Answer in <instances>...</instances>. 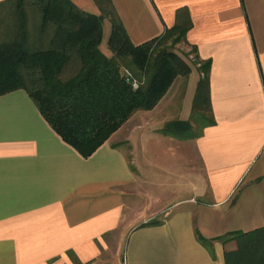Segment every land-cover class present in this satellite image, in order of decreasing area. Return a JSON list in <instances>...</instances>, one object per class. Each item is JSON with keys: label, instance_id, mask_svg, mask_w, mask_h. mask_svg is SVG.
<instances>
[{"label": "crops", "instance_id": "1", "mask_svg": "<svg viewBox=\"0 0 264 264\" xmlns=\"http://www.w3.org/2000/svg\"><path fill=\"white\" fill-rule=\"evenodd\" d=\"M72 1L114 8L135 44L186 27L210 61L215 122H197V67L88 158L25 89L0 95V264H264V0ZM111 32L106 16L108 57ZM156 174L181 195L154 194Z\"/></svg>", "mask_w": 264, "mask_h": 264}, {"label": "trees", "instance_id": "2", "mask_svg": "<svg viewBox=\"0 0 264 264\" xmlns=\"http://www.w3.org/2000/svg\"><path fill=\"white\" fill-rule=\"evenodd\" d=\"M6 2L1 11L11 22L2 27L6 38L0 40V95L25 89L52 128L83 157L92 156L135 113L154 109L176 77L188 76L195 67L202 73L194 103L197 122L201 127L215 122L210 61L188 42L186 27L175 25L135 44L114 8L98 16L72 0ZM106 16L112 22L111 57L100 49ZM180 41L195 60L175 50ZM163 132L178 138L198 135ZM198 238L209 242L200 233Z\"/></svg>", "mask_w": 264, "mask_h": 264}, {"label": "rangeland", "instance_id": "3", "mask_svg": "<svg viewBox=\"0 0 264 264\" xmlns=\"http://www.w3.org/2000/svg\"><path fill=\"white\" fill-rule=\"evenodd\" d=\"M7 24H9V23L4 21V20L3 21L0 20V40L6 38V37H4L5 31L2 27L5 26V29H6V27L8 28ZM9 30H11V29H9ZM175 50L180 55H187L192 61L195 60V54H194L193 50L189 46L185 45L184 42H181V41L177 42L175 45ZM195 129L198 130L199 127L194 128V130ZM170 178H174V177H170L169 175H165V174H161V175L156 174L155 180H157V181L150 184L152 187V190H154V194L158 195L159 197H161V196L165 197L166 199L173 198L174 195H176L177 193H178V195H181L178 192L179 190H174L176 188L174 185V182H168V180ZM183 192H185V191L183 190ZM103 258L105 259L106 255H104Z\"/></svg>", "mask_w": 264, "mask_h": 264}, {"label": "built area", "instance_id": "4", "mask_svg": "<svg viewBox=\"0 0 264 264\" xmlns=\"http://www.w3.org/2000/svg\"><path fill=\"white\" fill-rule=\"evenodd\" d=\"M135 86H138V84H137V82H135V84H134Z\"/></svg>", "mask_w": 264, "mask_h": 264}]
</instances>
